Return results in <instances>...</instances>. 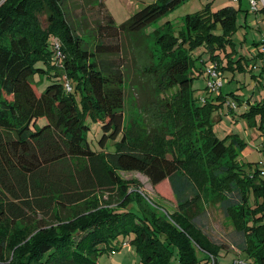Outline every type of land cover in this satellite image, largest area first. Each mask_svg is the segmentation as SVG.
<instances>
[{"label":"trees","instance_id":"16d2710c","mask_svg":"<svg viewBox=\"0 0 264 264\" xmlns=\"http://www.w3.org/2000/svg\"><path fill=\"white\" fill-rule=\"evenodd\" d=\"M185 1L158 0L120 25L106 12L96 36L88 40L66 21L61 0H7L0 7V228L6 230L0 233V264H96L100 254L126 241L135 247L138 264H209V255L220 264L223 246L208 239L199 224L210 194L211 207L218 205L238 238L232 249L242 257L232 264H264L261 170L242 171L237 162L245 145L241 139L227 141L212 133L210 101L201 106L192 98L188 112L186 97L176 101L174 126L197 135L202 130L204 140L197 146L169 147L179 142L176 134L171 143L164 133L132 142L125 135L123 63L113 58L121 52L120 40L141 33ZM41 12L48 19L45 30L36 16ZM239 12L233 6L215 11L205 6L185 17L179 37L155 31L157 44L170 58L162 85L177 86L183 97L192 93L196 73L204 75L209 65L220 76L243 71L240 58L227 51ZM218 25L222 33L214 35ZM56 38L62 48L60 67L53 63ZM201 48L207 60L195 56ZM149 71L157 72L156 67ZM36 76L47 81L43 90ZM65 82L71 91H65ZM258 117L263 129L264 103L246 114L255 127ZM91 124L101 130L98 152L86 138ZM79 160L85 163L81 166ZM118 170L142 174L159 193L168 187L178 208L172 220L128 192ZM103 191L115 197V205L102 201ZM56 210L63 217L46 226ZM19 227L38 230L20 247L21 239L11 240L7 233V228ZM196 248L204 258L196 256Z\"/></svg>","mask_w":264,"mask_h":264},{"label":"rangeland","instance_id":"374dc122","mask_svg":"<svg viewBox=\"0 0 264 264\" xmlns=\"http://www.w3.org/2000/svg\"><path fill=\"white\" fill-rule=\"evenodd\" d=\"M7 0H0V7ZM158 0H61L62 11L66 21L71 25L74 32L83 39L88 40L96 36V28L102 22L105 13L111 15L116 25H120L130 18L135 12L144 6L155 3ZM244 0H241L242 4ZM205 6H209L212 11L218 10L224 6H238L237 0H187L180 4L174 10L165 16L150 24L141 33L134 35H123L120 40L121 52L116 58L123 63L124 73V92H125V122L124 131L126 138L132 142L133 138L145 139L149 133L166 137V141L172 142V135L176 134L179 142L177 144H168L169 147L181 145L197 146L203 143V132L199 135L185 131H179L175 127L173 115L177 112V99L187 98L189 108H192V98L197 100L201 106L208 100L212 104L209 119L212 133L220 138L230 141L231 137H238L244 142V149L238 154L237 162L242 166V171L252 174L256 170H264V127L259 129L260 118L258 117V126L255 127L246 120L248 110L259 103H264V54H260L261 41L264 36V11H259L256 15L250 12V17L244 21L242 13L237 14L236 29L231 40L233 45L227 44V51L233 58H240L243 71L225 72L221 75V88L217 92H209L205 89L206 81L204 75L196 73L192 83L191 91L181 97L177 86L172 88L162 85L161 78L163 67L170 61L165 56L155 39V31L170 32L174 37H179L180 32L185 29L184 19L187 15H194L201 11ZM262 8L261 2L259 9ZM43 30L49 26L47 15L44 12L36 15ZM221 28L218 25L213 31L214 35L221 34ZM60 45L58 38L54 40ZM54 43L52 45V51ZM176 49V48H175ZM178 49L174 51V55ZM262 52V51H261ZM195 56L201 55L204 60L208 55L203 53V49L196 50ZM193 58V53H192ZM223 60L226 58L224 51L220 52ZM53 63L60 67L57 58L54 57ZM156 67L157 72L152 74L149 69ZM223 76V77H222ZM66 79V78H65ZM38 86L43 90L47 84L46 80H40L37 76L34 78ZM225 96L223 101L217 100V97ZM212 99H210V97ZM191 122V120H190ZM183 123V122H181ZM180 123V124H181ZM179 131V132H178ZM101 136V130L98 124H91L90 131L87 134V141L92 150L98 152L100 147L98 140ZM157 143H159L157 141ZM196 143V145L194 144ZM161 145V143H159ZM108 146V144L106 145ZM162 147V146H161ZM166 147V146H165ZM168 156H169V148ZM113 150V146L107 149ZM75 160L72 162L74 164ZM82 166L85 161L79 160ZM122 180L128 185V192L135 193L149 207L163 213L171 219L174 213L178 212L175 200L168 190V187H161L160 193L152 186L148 179L138 172H123L118 170ZM103 200L110 201L115 205V197L111 199L103 191ZM100 196L102 194H99ZM113 196V193L110 192ZM212 199V202L210 201ZM214 195H207L204 203L207 204L206 214L200 220L202 233L217 245H222L218 259L220 264H232L238 260L241 255L232 245L238 242V238L233 235V229L228 220L224 217L222 210L218 205L213 206ZM252 200V198H251ZM250 200V201H251ZM63 217L62 213L56 210L49 220H45L46 226L56 224L55 218ZM172 220V219H171ZM179 228V227H178ZM180 229V228H179ZM38 230L34 228L27 229L19 227L16 230L7 228V233L11 240L21 239L18 247L27 243ZM0 233L5 234L6 230L0 228ZM119 242H122L120 237ZM17 247V248H18ZM14 251V250H13ZM11 253L10 259L12 257ZM196 256L204 258V253L196 248ZM135 247L126 241L123 245H117L115 251H106L97 257L96 264H138ZM236 264H245L242 261Z\"/></svg>","mask_w":264,"mask_h":264},{"label":"built area","instance_id":"2783aa9c","mask_svg":"<svg viewBox=\"0 0 264 264\" xmlns=\"http://www.w3.org/2000/svg\"><path fill=\"white\" fill-rule=\"evenodd\" d=\"M248 6H249V11L253 13H258L260 9H264V0H247ZM261 2L262 8L259 9V3ZM262 45V53L264 54V36L261 41ZM53 51L55 52V58H63L60 50V45L57 42H54V47ZM205 81H206V89L213 93L217 92L221 88L222 80L221 76L219 75L216 67L214 64L209 65L205 68V73H204ZM64 89L65 91L69 92L71 91V86L69 85L68 82L64 83ZM260 178L264 180V170H261L259 173ZM210 263L209 264H214V259L212 256L209 255ZM235 262L234 264H236Z\"/></svg>","mask_w":264,"mask_h":264},{"label":"crops","instance_id":"0c3cea01","mask_svg":"<svg viewBox=\"0 0 264 264\" xmlns=\"http://www.w3.org/2000/svg\"><path fill=\"white\" fill-rule=\"evenodd\" d=\"M237 3H238V6H237V8L238 9H240V12L242 13V16H243V19H244V21H246V23H247V20H248V18L250 17V11H249V6H248V2H247V0H244L243 1V3H244V5L242 4V2H241V0H237ZM234 7V6H233ZM235 8V7H234ZM236 9V8H235ZM260 11H261V9H260ZM255 14V13H254ZM256 15V14H255ZM260 53H262L261 51H260ZM263 60H264V58H263Z\"/></svg>","mask_w":264,"mask_h":264}]
</instances>
